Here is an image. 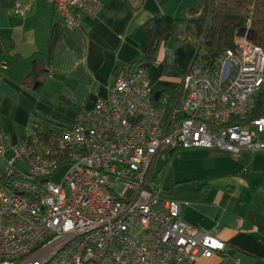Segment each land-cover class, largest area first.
<instances>
[{
    "label": "built area",
    "instance_id": "2783aa9c",
    "mask_svg": "<svg viewBox=\"0 0 264 264\" xmlns=\"http://www.w3.org/2000/svg\"><path fill=\"white\" fill-rule=\"evenodd\" d=\"M47 1L65 32L102 9L101 0ZM30 5L16 0L13 14L23 17ZM246 23L234 48L210 64L195 49L178 87L156 102L147 72L133 67L58 130L32 120L10 147L0 131V264H180L223 255L216 229L187 225L183 203L150 177L163 150H264V117L248 120L264 88V52Z\"/></svg>",
    "mask_w": 264,
    "mask_h": 264
},
{
    "label": "crops",
    "instance_id": "0c3cea01",
    "mask_svg": "<svg viewBox=\"0 0 264 264\" xmlns=\"http://www.w3.org/2000/svg\"><path fill=\"white\" fill-rule=\"evenodd\" d=\"M27 1L30 7L23 17H16V0H0V131L9 147L25 138L35 115L68 125L83 110L93 108L98 99L107 97L117 66L142 60L150 40L148 25L154 19H186L188 11L198 10L201 3L101 0L96 17L84 16L79 30L64 33L47 67L50 29L58 24V17L47 0H20ZM193 49L175 41L165 51L161 47L157 63L147 71L155 89L173 93ZM164 63L178 75L161 76ZM190 151L202 158L196 176L180 179L176 188L161 192L183 203L181 218L187 225L204 231L216 229L225 250L221 256L180 264H264V150L236 155ZM10 157L7 151L6 158Z\"/></svg>",
    "mask_w": 264,
    "mask_h": 264
},
{
    "label": "trees",
    "instance_id": "16d2710c",
    "mask_svg": "<svg viewBox=\"0 0 264 264\" xmlns=\"http://www.w3.org/2000/svg\"><path fill=\"white\" fill-rule=\"evenodd\" d=\"M248 20L249 39L264 52V0H201L200 8L189 10L186 19L174 20L165 16L154 19L148 25L150 40L142 60L128 67L117 66L115 72L133 67L142 68L147 72L157 63L161 47L173 39L177 44L190 43L194 50L205 53L203 59L210 64L225 50L234 48L236 37L247 30ZM64 33L60 23L52 25L46 55L47 67L51 64L55 49ZM177 75L172 67L163 64L161 76ZM262 117L264 90L256 96L254 111L248 120L252 122ZM41 122L47 132L63 127V124H55L46 119H41Z\"/></svg>",
    "mask_w": 264,
    "mask_h": 264
},
{
    "label": "rangeland",
    "instance_id": "374dc122",
    "mask_svg": "<svg viewBox=\"0 0 264 264\" xmlns=\"http://www.w3.org/2000/svg\"><path fill=\"white\" fill-rule=\"evenodd\" d=\"M174 41L175 39L170 41V44L173 45ZM168 45L169 43L163 45L164 51H165V46ZM188 45L191 48H193V46L190 43H188ZM193 52L194 49L192 50L191 57L193 55ZM150 76L151 74L149 75V77ZM38 118H43V117L35 115L34 120L36 122L41 123L40 121L41 119ZM54 122H56V124L62 125V123H59L58 121L54 120ZM201 162H202V158L198 155L196 151L193 152L190 150L187 151L179 150L169 155L166 151L163 150L157 160L155 167H153L152 169L150 182L156 190L159 191L171 190L172 188H176L180 179H192L193 177H195L198 166L200 165ZM64 173H65V169L60 168L51 177V181L54 183L61 182Z\"/></svg>",
    "mask_w": 264,
    "mask_h": 264
},
{
    "label": "water",
    "instance_id": "95a60500",
    "mask_svg": "<svg viewBox=\"0 0 264 264\" xmlns=\"http://www.w3.org/2000/svg\"><path fill=\"white\" fill-rule=\"evenodd\" d=\"M160 95H161V92H159V91H157V92L154 93L153 98H154V101H155V102L158 100V97H159Z\"/></svg>",
    "mask_w": 264,
    "mask_h": 264
}]
</instances>
